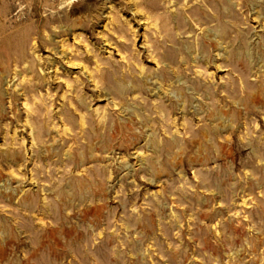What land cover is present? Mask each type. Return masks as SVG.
<instances>
[{
    "label": "rangeland",
    "instance_id": "obj_1",
    "mask_svg": "<svg viewBox=\"0 0 264 264\" xmlns=\"http://www.w3.org/2000/svg\"><path fill=\"white\" fill-rule=\"evenodd\" d=\"M0 264H264V0H0Z\"/></svg>",
    "mask_w": 264,
    "mask_h": 264
}]
</instances>
